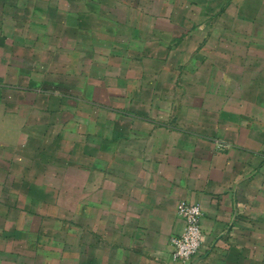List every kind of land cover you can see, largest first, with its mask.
<instances>
[{
    "label": "crops",
    "instance_id": "1",
    "mask_svg": "<svg viewBox=\"0 0 264 264\" xmlns=\"http://www.w3.org/2000/svg\"><path fill=\"white\" fill-rule=\"evenodd\" d=\"M183 200L264 264V0H0V264H181Z\"/></svg>",
    "mask_w": 264,
    "mask_h": 264
},
{
    "label": "built area",
    "instance_id": "2",
    "mask_svg": "<svg viewBox=\"0 0 264 264\" xmlns=\"http://www.w3.org/2000/svg\"><path fill=\"white\" fill-rule=\"evenodd\" d=\"M177 213L184 220V230L181 234L171 237L173 256L181 264H190L192 258L200 251L203 242L200 222L203 211L200 205L183 200L177 205Z\"/></svg>",
    "mask_w": 264,
    "mask_h": 264
}]
</instances>
